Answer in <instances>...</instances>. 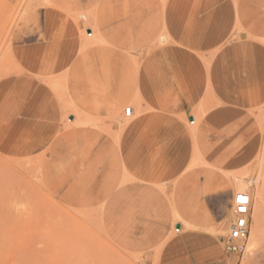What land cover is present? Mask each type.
Masks as SVG:
<instances>
[{"label": "rangeland", "instance_id": "374dc122", "mask_svg": "<svg viewBox=\"0 0 264 264\" xmlns=\"http://www.w3.org/2000/svg\"><path fill=\"white\" fill-rule=\"evenodd\" d=\"M171 2L0 0V264H264V183L260 212L249 185L264 173V0H185L184 33L165 30ZM181 49L189 62H160ZM156 112L192 141L169 183L151 181L157 147L132 127ZM240 180L246 249L261 216L249 254L224 251L232 213L207 199Z\"/></svg>", "mask_w": 264, "mask_h": 264}, {"label": "crops", "instance_id": "0c3cea01", "mask_svg": "<svg viewBox=\"0 0 264 264\" xmlns=\"http://www.w3.org/2000/svg\"><path fill=\"white\" fill-rule=\"evenodd\" d=\"M178 1L179 2L175 3V0H172V2L164 8L162 13L165 30L172 33H184L189 30L188 27L190 26L191 9L189 5L185 6V0ZM207 15H212V13L206 12L203 14V16ZM203 19L205 20L206 18ZM177 38L190 46V42H187L184 36L178 34ZM178 53V57L182 59L181 61L167 59V57L170 58L174 55L169 52V50H165L163 56H159L160 62L179 64L189 62V55L187 56L183 49L178 50ZM217 79H220V77L218 76ZM175 94L176 96L183 95L182 93ZM150 95H154V93L150 92ZM154 102L153 100L151 103ZM156 107H159V105H156ZM174 107L178 114L185 112L183 100L181 98L176 100ZM188 122L190 124V121ZM132 127L136 130L137 141L140 139L141 142H144V139H150L152 146L156 145L157 147V154L153 152L151 157L152 164L150 176L152 182H154L156 178V181L161 180V182L169 183L184 173L192 156V141L189 136L190 133L182 121L168 117L166 112H156L136 118ZM204 137L205 136H202L200 140V150L205 154L209 153V157L217 161L219 158L216 154L217 148L213 142H207ZM154 150L155 148H152V151ZM216 186L218 189L215 190V194L208 196L207 199L217 200V202L213 203L214 215L226 220L231 213L232 199L235 190L233 191L230 186L224 185V183H218Z\"/></svg>", "mask_w": 264, "mask_h": 264}, {"label": "built area", "instance_id": "2783aa9c", "mask_svg": "<svg viewBox=\"0 0 264 264\" xmlns=\"http://www.w3.org/2000/svg\"><path fill=\"white\" fill-rule=\"evenodd\" d=\"M132 113L133 110L128 107L124 111V116L131 117ZM190 124H194V119L190 121ZM250 212V196L246 193H235L231 206L232 220L228 235L223 241L224 250L227 253L236 254L244 251L249 236ZM175 232H179V229H176Z\"/></svg>", "mask_w": 264, "mask_h": 264}, {"label": "bare ground", "instance_id": "6f19581e", "mask_svg": "<svg viewBox=\"0 0 264 264\" xmlns=\"http://www.w3.org/2000/svg\"><path fill=\"white\" fill-rule=\"evenodd\" d=\"M82 18H84V20L85 19H87L85 16H82ZM86 35H87V37L88 36H91V34H89L88 35V33H86ZM167 40H169V39H167V36H162L161 38H160V41L161 42H163V43H165V42H167ZM128 108V107H127ZM126 109V108H125ZM125 109H124V111H125ZM132 109V108H131ZM133 110V109H132ZM124 111H123V114H124ZM122 127V126H121ZM122 129H123V127H122ZM241 181V180H240ZM239 181V182H240ZM260 181H263V183H264V173L262 174H260V175H258V177L255 179V180H250V182H249V185H251V184H255L256 185V193H255V198L258 200V203L254 206L255 208V211H258V212H260L259 210L261 209H259V207H262V205L260 206V204H262V201H263V189H261L260 188V185H259V182ZM238 182V181H237ZM262 184V183H261ZM250 190L248 189V184H244V183H242V181L238 184V187L235 189V193H246V194H248L249 196H250V198H251V195H250V192H249ZM254 193V192H253ZM252 194V193H251ZM253 196V195H252ZM253 198V197H252ZM254 200V199H253ZM253 203H251V205H252ZM258 212H256V214L255 215H257V216H255L254 218H255V224H254V229H253V232H250L251 234H250V237H249V241H248V245H246L247 246V249L245 248V250H246V253L247 254H249V253H251V251H252V249H253V247H254V245H255V242H257V238H259L258 237V228H259V217L261 218V216L259 215V214H257ZM262 212V211H261ZM176 230V229H175ZM181 229H179V231H180ZM247 244V243H246ZM254 250V249H253ZM245 256V255H244Z\"/></svg>", "mask_w": 264, "mask_h": 264}]
</instances>
